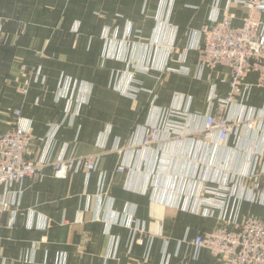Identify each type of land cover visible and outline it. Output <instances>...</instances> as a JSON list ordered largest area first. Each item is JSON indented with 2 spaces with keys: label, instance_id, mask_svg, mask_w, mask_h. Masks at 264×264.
Returning a JSON list of instances; mask_svg holds the SVG:
<instances>
[{
  "label": "crops",
  "instance_id": "crops-1",
  "mask_svg": "<svg viewBox=\"0 0 264 264\" xmlns=\"http://www.w3.org/2000/svg\"><path fill=\"white\" fill-rule=\"evenodd\" d=\"M226 11L240 26L245 10L235 0H0V134L11 128L8 112L20 110L30 158L76 159L65 178L48 165L0 186L10 204L0 264H221L191 241L264 219L263 196L251 192L264 183V131L255 122L224 142L201 139L230 85L227 68L196 66V47L202 27ZM49 28L59 31H30ZM256 79H244L231 120L264 109ZM157 125L175 129L143 146L145 128ZM90 156L97 166L86 173L77 160Z\"/></svg>",
  "mask_w": 264,
  "mask_h": 264
},
{
  "label": "built area",
  "instance_id": "built-area-1",
  "mask_svg": "<svg viewBox=\"0 0 264 264\" xmlns=\"http://www.w3.org/2000/svg\"><path fill=\"white\" fill-rule=\"evenodd\" d=\"M235 3L245 10L241 25L233 26V14L226 11L220 19L213 18L210 24L202 27L201 43L196 47V66L199 69L223 66L229 70L230 91L226 98L217 101L214 114L205 118L201 134L204 142L214 139L224 142L240 126L253 129L255 122L259 132L264 131V109L244 121L231 120L227 116L234 97L247 89L243 81L249 73L256 74V86L264 88V21L261 18L264 0H235ZM25 87L23 94L27 93V84ZM7 116L11 128L0 134V186L9 187L26 178H37L48 165L52 166L56 178H65L73 169L72 159L45 162L30 158L33 137L21 111L11 110ZM174 129L173 125L165 126L164 130L159 125L148 126L144 130L142 145L157 143L163 139L162 134L170 135ZM261 157L264 159V153ZM77 165L86 173L92 172L96 169L97 157L80 158ZM123 170L119 166L116 171L121 173ZM207 191L215 195V192ZM251 192L262 195L264 199V183L262 186L254 185ZM224 205L222 200L215 207L223 208ZM203 207L207 210L215 208L211 204ZM7 210H10V204L0 198V217ZM235 227L230 230L221 225L210 233L200 234L191 241V246L196 252L207 250L221 264H264V219L248 216Z\"/></svg>",
  "mask_w": 264,
  "mask_h": 264
},
{
  "label": "rangeland",
  "instance_id": "rangeland-1",
  "mask_svg": "<svg viewBox=\"0 0 264 264\" xmlns=\"http://www.w3.org/2000/svg\"><path fill=\"white\" fill-rule=\"evenodd\" d=\"M46 10H48V8H46ZM48 12V11H47ZM22 31V30H21ZM25 31H27V29L25 30ZM31 32H33V31H35V34L33 35V36H40V37H46V38H50L51 36H54V34L56 33H58V31H59V29H56V28H49V29H32V30H30ZM113 31V30H112ZM74 32V31H73ZM18 33L20 34V33H22V32H20L19 30H18ZM44 34L46 35V36H44ZM59 34H61L63 37H69L70 36V34L68 33H66V30H64V31H61L60 30V33ZM75 35H77L76 33H74ZM111 37H113V36H111ZM3 38H4V36H2V35H0V40H1V43H0V49H3V48H5L6 47V44H5V42H4V40H3ZM34 47V49H35V51L37 52V55L38 56H41V57H43V55L40 53L39 54V52H41V47H38V45L37 46H33ZM59 47H60V49H62V44H59ZM17 62L19 63V64H21V66L19 67V69L21 68V67H24V63H23V61H22V59H16L15 60V62H13L14 64H17ZM23 69V68H22ZM22 71V70H21ZM21 71H20V73H21ZM31 72H33V69L32 70H30ZM25 83L26 82H24V87H22V88H26L25 87ZM28 90V89H27ZM158 143V142H157ZM153 144H156V143H153ZM150 145H152V144H150ZM150 145H146V146H150ZM144 146V145H143ZM70 159H72V161L74 162L76 159L72 156L71 158H69L68 160H65V161H69ZM80 158H78V160H79ZM95 159H96V156H95ZM54 176V175H53ZM55 177V176H54ZM56 178V177H55ZM243 222V221H242ZM222 226H225L226 228H228V229H230V227L228 226V225H222ZM230 230H232V229H230Z\"/></svg>",
  "mask_w": 264,
  "mask_h": 264
}]
</instances>
